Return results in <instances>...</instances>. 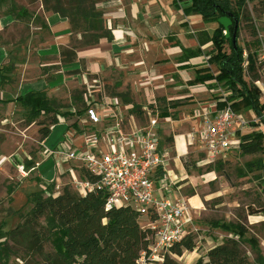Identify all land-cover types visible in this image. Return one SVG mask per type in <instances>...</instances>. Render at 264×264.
Masks as SVG:
<instances>
[{"label":"rangeland","instance_id":"1","mask_svg":"<svg viewBox=\"0 0 264 264\" xmlns=\"http://www.w3.org/2000/svg\"><path fill=\"white\" fill-rule=\"evenodd\" d=\"M253 5L258 6L257 12H253ZM17 7L22 8L18 14L26 11V15L13 16L11 13L17 14ZM262 9L264 0L248 2L249 15L239 21L237 38V45L256 51L257 57L264 50ZM0 19L4 26L0 32V43L6 48V57L0 64V85L4 90L0 92V234L18 224L20 216L31 208L32 193L56 195L64 186L56 187L54 183L41 186L42 180L35 172L36 163L43 160L42 178L48 180L56 174L54 158H45L39 135V129L43 123H48L50 116L56 115L59 122L53 125L46 143L53 149L57 148L60 136L63 137L65 124L75 136L94 132L100 135L99 128H109L117 121L127 131L130 127H146L151 117L158 116L161 119L157 127L159 146L166 158L162 176L173 194L196 198V207L191 205L194 217L191 234L194 235L195 247L173 257L179 264H194L199 257H204L208 249L222 244L227 238H235L240 240L248 261L264 264V175L245 167L248 161L264 159V152L246 155L238 146L229 150L219 163L208 161L199 143H187L188 133L195 131L201 121L199 116L192 118L194 112L190 105L202 100L170 99L182 89H154L157 86L150 85V90H146L145 83L132 77L124 79L122 73L111 66L100 72H88L82 65L74 63L75 53L70 50L84 43L81 32H78L81 28H70V43L59 51H40L51 45L47 43L50 32L45 25L40 0H0ZM104 24L108 28L105 20ZM254 31L256 36L252 35ZM225 48L228 51L227 45ZM263 73L264 60L260 76ZM29 88V92H38L40 97L50 101V113L32 110L15 100L26 94ZM229 98L238 110L246 111L240 98ZM172 102H179L180 106L173 109ZM110 106L117 116L110 115L111 112L102 113V107ZM90 107L96 108L101 115L100 125H92L87 118L85 111ZM81 109L79 116L72 117L67 113ZM165 110L169 116L163 119L160 113ZM244 115L247 125L238 132V138L246 133H264L263 125H252L258 121L255 114L253 117ZM176 135L184 137L185 144H174ZM20 168L26 176H21ZM62 182H67V186L79 192L67 176ZM224 225L231 227L226 229ZM239 225L245 229L243 233H238ZM2 241L0 238V243ZM46 248H50L48 244ZM161 261L162 257H159L145 259L138 264H160ZM0 264L40 263L37 258H26L17 250L1 257Z\"/></svg>","mask_w":264,"mask_h":264},{"label":"trees","instance_id":"2","mask_svg":"<svg viewBox=\"0 0 264 264\" xmlns=\"http://www.w3.org/2000/svg\"><path fill=\"white\" fill-rule=\"evenodd\" d=\"M40 1L44 12L57 13L66 18L72 30L82 29L78 32H81L84 43L80 44L92 45L100 39L111 41L112 31L106 28L103 12L97 8L99 0ZM249 1L254 0H175V3L187 2L188 5L182 9L184 14H197L205 23L217 24L209 37L201 39L200 36L206 33L198 34L199 44L212 42L208 61L218 65L216 80L222 88L231 91V97L240 98L246 111L254 112L258 121L252 125L264 126V102L259 100L260 92L254 84L261 78L260 68L263 61L258 59L256 51L239 45L234 49L233 24L229 26L230 35L227 37L224 27L218 23L219 18L231 13L238 20L236 30L238 38L239 21L248 18L249 15L247 10ZM21 9L17 7V14L14 12L11 14L15 17L25 16L26 11L18 14ZM252 10L257 12L258 6L253 5ZM80 23L83 26H80ZM252 35L256 36L257 33L254 31ZM75 49L76 46L70 49L73 54ZM199 53L198 48H183L182 58L188 59ZM206 77L208 74H196L192 82H201ZM15 100H19L20 104L32 110H43L45 113L52 111L50 101L40 97L38 92H27ZM10 101L12 100H3ZM179 105V102L171 103L172 108ZM82 111L83 109L67 113L73 117L79 116ZM160 115L169 116L166 110ZM56 123H58L56 115L50 116L47 124L43 123V127L39 129L41 143L51 132L50 127ZM240 150L246 155L264 152V133L257 131L243 134ZM216 163H219V160H216ZM245 167L249 171L257 170L264 175L262 158L246 162ZM80 174L91 181L95 180V177L84 168H80ZM30 201L32 206L20 216V222L0 234V238H3L0 243V258L17 250L26 258H37L40 264H138L142 256L145 259L148 257L149 230L142 228L138 214L130 207L106 209V193L102 190L81 194L65 185L56 195L49 193L43 196L32 193ZM224 227L229 229L231 226ZM238 228L240 229L238 233L245 231L240 225ZM46 244L50 248L47 249ZM194 247V235H187L169 247L168 252L163 254L160 264H179L174 257L181 256L185 250L192 251ZM194 264L253 263L248 261L239 239L227 238L222 244L208 249L204 257H199Z\"/></svg>","mask_w":264,"mask_h":264},{"label":"crops","instance_id":"3","mask_svg":"<svg viewBox=\"0 0 264 264\" xmlns=\"http://www.w3.org/2000/svg\"><path fill=\"white\" fill-rule=\"evenodd\" d=\"M187 5V2L175 3V0H99L97 8L103 12V19L111 29L113 37L111 41L100 39L92 45L78 44L75 49L74 63L82 65L92 73L100 72L106 66L114 67L122 73L124 79L132 77L136 78V81L140 80L145 83L146 90H150V85H156L154 89H182L169 98L176 97L175 99H185L191 102L202 100L200 103L190 105L194 112L192 118L198 111L212 112L224 108L227 104L235 108L229 100L231 91L222 88L215 78L218 65L208 61L212 42L199 44L198 34L206 33L200 36L201 39L209 37L217 24L205 23L197 14H184L182 9ZM44 21L50 32L47 43L51 45L40 51L54 53L61 47L69 45L71 30L66 18L57 13L44 12ZM1 22L0 19V32L4 27ZM183 48H198L200 53L197 56L183 59ZM5 57L6 48L0 43V64ZM196 74H208V77L201 82L193 83ZM2 91L4 90L0 85V92ZM29 91L30 88L26 92ZM212 96L216 98L212 99ZM203 108L204 110H200ZM236 111L243 116L244 114L254 116L252 110L242 112L236 109ZM65 125L66 130L63 132V137L60 136V140L56 142L57 148L53 149L46 145L50 133L42 142L46 153L45 158H54L56 174L44 180L41 172L43 160L36 163L35 172L42 180L41 186L45 187L50 183H54L56 187L65 186L67 182H62L65 176L71 183L72 177L79 175V164L74 161H65L64 156L58 153V148L64 141L65 135L70 133L67 124ZM50 130H53V126ZM82 141L83 136L76 135L73 136L69 145L75 148L80 146ZM184 142V137L174 136V144H185ZM26 182L28 181H24Z\"/></svg>","mask_w":264,"mask_h":264},{"label":"built area","instance_id":"4","mask_svg":"<svg viewBox=\"0 0 264 264\" xmlns=\"http://www.w3.org/2000/svg\"><path fill=\"white\" fill-rule=\"evenodd\" d=\"M258 59L264 60V50ZM254 84L260 92L259 100L264 102V73ZM103 112L117 116L111 106L102 107ZM85 113L92 125L102 123L96 108L90 107ZM198 116L201 117L199 126L188 133L187 143H199L208 161L220 160L232 148L240 147L238 132L244 130L247 121L230 104L212 112L198 111L195 117ZM160 122L154 116L146 127H130L125 131L117 121L109 128H99L100 135L81 134L82 144L75 148L69 145L75 136L69 130L58 148L65 161L77 162L95 177L91 181L80 172L73 176L71 184L76 190L81 194L102 190L106 193V209L130 207L138 214L142 228L150 232L149 260L161 258L172 244L191 235L194 221L189 199L173 194L162 176L166 158L159 146ZM20 173L26 176L23 168ZM139 261H145V257Z\"/></svg>","mask_w":264,"mask_h":264},{"label":"water","instance_id":"5","mask_svg":"<svg viewBox=\"0 0 264 264\" xmlns=\"http://www.w3.org/2000/svg\"><path fill=\"white\" fill-rule=\"evenodd\" d=\"M218 23L224 27V32L227 37L230 35L229 26L233 24L232 44H233V48L237 49L236 30L238 27V20L231 13H227L225 16L219 18Z\"/></svg>","mask_w":264,"mask_h":264},{"label":"bare ground","instance_id":"6","mask_svg":"<svg viewBox=\"0 0 264 264\" xmlns=\"http://www.w3.org/2000/svg\"><path fill=\"white\" fill-rule=\"evenodd\" d=\"M54 128V127H53ZM195 201H196V198L195 197H192L189 199V202L191 203V205L194 207L195 206ZM196 207V206H195Z\"/></svg>","mask_w":264,"mask_h":264}]
</instances>
